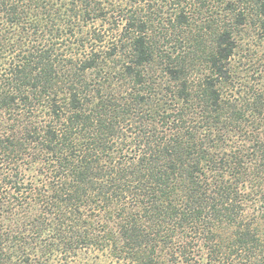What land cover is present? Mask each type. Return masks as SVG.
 <instances>
[{"label": "trees", "instance_id": "trees-1", "mask_svg": "<svg viewBox=\"0 0 264 264\" xmlns=\"http://www.w3.org/2000/svg\"><path fill=\"white\" fill-rule=\"evenodd\" d=\"M247 27L264 0H0V264H264Z\"/></svg>", "mask_w": 264, "mask_h": 264}, {"label": "rangeland", "instance_id": "rangeland-1", "mask_svg": "<svg viewBox=\"0 0 264 264\" xmlns=\"http://www.w3.org/2000/svg\"><path fill=\"white\" fill-rule=\"evenodd\" d=\"M247 34H244V33ZM240 36L239 51L236 54V65L240 62L238 70L241 76L248 82L252 75V69L256 66H264V39L260 40L257 32L246 28ZM251 82V81H250ZM107 264V263H105Z\"/></svg>", "mask_w": 264, "mask_h": 264}]
</instances>
